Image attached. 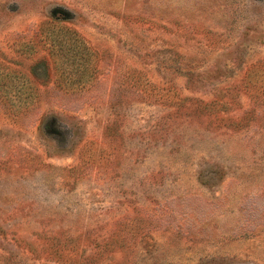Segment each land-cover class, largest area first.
I'll list each match as a JSON object with an SVG mask.
<instances>
[{
    "label": "rangeland",
    "instance_id": "1",
    "mask_svg": "<svg viewBox=\"0 0 264 264\" xmlns=\"http://www.w3.org/2000/svg\"><path fill=\"white\" fill-rule=\"evenodd\" d=\"M0 264H264V0H0Z\"/></svg>",
    "mask_w": 264,
    "mask_h": 264
}]
</instances>
